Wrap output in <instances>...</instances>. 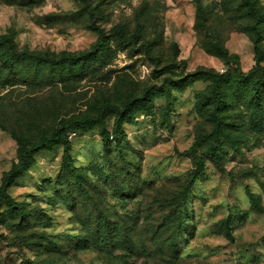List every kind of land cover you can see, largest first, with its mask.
Listing matches in <instances>:
<instances>
[{"label": "rangeland", "instance_id": "1", "mask_svg": "<svg viewBox=\"0 0 264 264\" xmlns=\"http://www.w3.org/2000/svg\"><path fill=\"white\" fill-rule=\"evenodd\" d=\"M92 24L108 46L75 66L5 67L0 47V185L18 141L119 109L68 134L76 171L56 145L7 189L22 210L0 204V264H264V0H0V37L20 52L88 51Z\"/></svg>", "mask_w": 264, "mask_h": 264}, {"label": "trees", "instance_id": "2", "mask_svg": "<svg viewBox=\"0 0 264 264\" xmlns=\"http://www.w3.org/2000/svg\"><path fill=\"white\" fill-rule=\"evenodd\" d=\"M250 12L255 17V21L259 22L260 15L256 6L253 3H249ZM92 16V14H91ZM93 18L91 17V22ZM90 29L97 34V40L90 47L88 51L79 52L74 55H66L63 54L61 56H48V55H35L26 52H20L16 49L13 41L7 37H0V47L3 46L6 48V54L2 59V63L5 67H11L10 60L13 58H33L37 61L46 63L51 66L56 67H65V66H75L80 64L81 62L87 61L90 58L97 55L100 51L107 48V36L106 34L100 30L99 28L91 25ZM113 33L117 34L119 41L121 44L126 45L131 42L137 41V36L132 35L128 39H126L119 29H113ZM259 36L255 35V54L257 55V62H260L262 59V52L259 48ZM239 76H242L240 72H238ZM258 86V84H257ZM255 89H257L255 87ZM212 100L215 102H219L218 97L216 95L212 96ZM118 108L112 106H104L96 117H87L80 121H71L69 123H61L58 127L53 131V133L47 137L42 138L36 145L27 147L18 141V163L11 168V170L3 177L1 185H0V204L3 202L7 206V211L11 215H17L21 212L22 206L14 202L7 194V189L12 185V183L20 177L24 172L30 170L33 165V157L39 151H50L56 145H60L63 149L62 151V164L61 167L67 171H76V168L73 166L72 160V145H71V137H68L69 133H88L91 130L101 127V124L105 118L110 113L118 112ZM129 108L127 107L122 114H127ZM120 131V124L116 123L114 133H118ZM220 134V130L216 127L212 133L193 144L189 153L192 155H197V148L201 144H206L208 146V151L213 149V139L216 135ZM110 136V137H109ZM101 137L105 144L113 140V134L109 135L106 130L101 131ZM204 170V158L198 157L197 162L195 163V168L190 176L189 183H193L194 180L203 172ZM249 201L252 203L254 207H259L257 199L251 193H247ZM184 196L182 197V203L179 206L181 208L184 205L183 201Z\"/></svg>", "mask_w": 264, "mask_h": 264}]
</instances>
